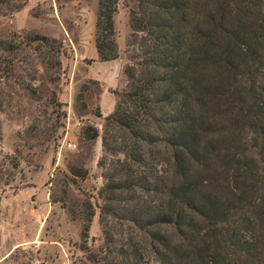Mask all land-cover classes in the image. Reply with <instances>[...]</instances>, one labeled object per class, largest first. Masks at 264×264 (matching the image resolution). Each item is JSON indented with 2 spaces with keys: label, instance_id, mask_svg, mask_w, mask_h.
Listing matches in <instances>:
<instances>
[{
  "label": "trees",
  "instance_id": "trees-1",
  "mask_svg": "<svg viewBox=\"0 0 264 264\" xmlns=\"http://www.w3.org/2000/svg\"><path fill=\"white\" fill-rule=\"evenodd\" d=\"M131 1L126 87L112 91L101 135L86 131L101 138L104 180L101 204L83 203L86 261L264 264V0ZM97 3L95 48L115 60L118 0ZM28 40L48 47L44 68H60L55 39ZM16 50L0 35V112L15 86L36 93L15 70ZM95 208L101 244L90 250Z\"/></svg>",
  "mask_w": 264,
  "mask_h": 264
},
{
  "label": "rangeland",
  "instance_id": "rangeland-1",
  "mask_svg": "<svg viewBox=\"0 0 264 264\" xmlns=\"http://www.w3.org/2000/svg\"><path fill=\"white\" fill-rule=\"evenodd\" d=\"M132 5L118 0L119 57L100 61L97 0H0V35L16 43L15 70L36 89L33 94L15 86L14 101L0 112V264H89L81 250L83 203L101 204L97 192L104 180L97 166L101 138L90 140L86 131L97 128L101 135L104 117L115 109L112 91L126 87ZM34 34L56 40L59 69L42 66L40 54L48 47L28 42ZM54 97L61 109L51 104ZM77 170L86 176H76ZM95 210L90 250L101 244Z\"/></svg>",
  "mask_w": 264,
  "mask_h": 264
},
{
  "label": "built area",
  "instance_id": "built-area-1",
  "mask_svg": "<svg viewBox=\"0 0 264 264\" xmlns=\"http://www.w3.org/2000/svg\"><path fill=\"white\" fill-rule=\"evenodd\" d=\"M68 146H69V148H73L74 147V146L72 147V144H69Z\"/></svg>",
  "mask_w": 264,
  "mask_h": 264
}]
</instances>
